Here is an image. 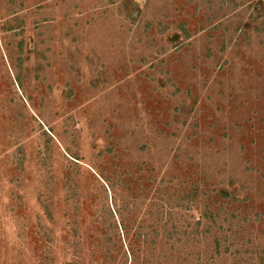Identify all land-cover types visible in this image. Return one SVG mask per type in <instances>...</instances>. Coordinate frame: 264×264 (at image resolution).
Segmentation results:
<instances>
[{
	"label": "rangeland",
	"instance_id": "rangeland-1",
	"mask_svg": "<svg viewBox=\"0 0 264 264\" xmlns=\"http://www.w3.org/2000/svg\"><path fill=\"white\" fill-rule=\"evenodd\" d=\"M169 194L222 256L152 243ZM263 252L264 0H0V264Z\"/></svg>",
	"mask_w": 264,
	"mask_h": 264
},
{
	"label": "trees",
	"instance_id": "trees-1",
	"mask_svg": "<svg viewBox=\"0 0 264 264\" xmlns=\"http://www.w3.org/2000/svg\"><path fill=\"white\" fill-rule=\"evenodd\" d=\"M263 1H261L260 5L262 6ZM259 4V3H258ZM229 195V193H227ZM159 198L163 199V195L159 193ZM168 200L166 201L169 204V208H164L165 204L162 205L159 203L158 212L156 213V221L150 226L155 238L153 239L152 243L156 244L159 238H163L166 241V244L174 247L178 253L183 251L185 245L189 247H194L197 254H201V245L205 243L208 239H214V246H215V256H222L224 253L222 251L220 239L217 234L223 229L220 222V212L213 211L208 206L206 207L205 212L197 218H189L185 219L184 224L179 221H172L170 217L174 214H178V209H191V202L195 199L191 200V198L182 195H171L169 194ZM167 209V210H166ZM166 210V213H165ZM169 217V219H166ZM154 219V220H155ZM172 221V223H171ZM124 222V221H123ZM141 233V232H139ZM148 234V233H145ZM147 240L145 237L144 242ZM130 246H133L131 242H129ZM226 253L229 252V248L225 250ZM134 252V251H133ZM261 259L264 258V252L262 253Z\"/></svg>",
	"mask_w": 264,
	"mask_h": 264
}]
</instances>
